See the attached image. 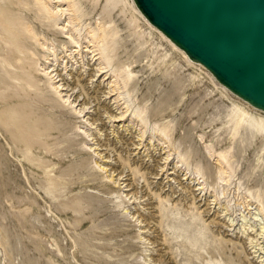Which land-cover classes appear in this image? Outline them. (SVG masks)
<instances>
[{"label": "rangeland", "instance_id": "1", "mask_svg": "<svg viewBox=\"0 0 264 264\" xmlns=\"http://www.w3.org/2000/svg\"><path fill=\"white\" fill-rule=\"evenodd\" d=\"M81 2L71 30L79 52L31 4L0 2V264H264V137L243 126L231 134L228 123L231 96L242 99L189 64L128 0ZM70 13L58 19L65 30ZM26 21L53 49L35 43L22 68L14 49L30 46L9 25ZM108 21L119 30L115 61L132 72L120 121L109 113L122 89L104 92L114 77L94 70L88 40ZM51 63L66 84L48 83ZM218 151L233 167L227 181L214 173Z\"/></svg>", "mask_w": 264, "mask_h": 264}, {"label": "water", "instance_id": "2", "mask_svg": "<svg viewBox=\"0 0 264 264\" xmlns=\"http://www.w3.org/2000/svg\"><path fill=\"white\" fill-rule=\"evenodd\" d=\"M191 61L264 111V0H133Z\"/></svg>", "mask_w": 264, "mask_h": 264}, {"label": "bare ground", "instance_id": "3", "mask_svg": "<svg viewBox=\"0 0 264 264\" xmlns=\"http://www.w3.org/2000/svg\"><path fill=\"white\" fill-rule=\"evenodd\" d=\"M0 2L2 3V2H4V0H0ZM15 2L17 3V6H19V7H23L24 6V8L25 7L28 8L29 4H31V6L33 7V9H35V11L39 15H41V18L44 21H46L47 24L51 28L57 29V27H58L59 32H67L68 35H69V39L74 42L73 44H74L75 47H73V48H75V50L77 52H79L80 49L77 48L76 46L77 45L80 46V44H78L77 42H75V41H77V39L71 33V30L73 28H75L74 25L77 23V21H79L84 16V12H83L82 7H81L82 6L81 5L82 4L81 0H67V6L66 7H61V5L59 3H56V4L52 3V4L49 5L46 0H28V3H25L24 0H15ZM128 3H129V6L131 8V11L135 12L136 14L138 13L148 23V25L151 26L154 30H156L164 39H166L171 44V46L173 48H175L179 52H181V54H183V57L185 58V60L189 64L194 65V63L188 58V56L185 54V52H183L180 48H178L160 30H158L155 26H153L151 23H149L147 21V19L137 9V7L135 6L133 0H128ZM64 10H70V12H71L69 14V16L66 18V21L71 24V27L70 28L68 27L67 30H65V27L67 26V24L58 25V19H59V17L61 15H63ZM110 22H112V21H110ZM97 26L98 27L96 29H94V30H87L88 33H89L88 40H89V42L92 43V45H95V48L94 49H97V53L99 55V56L96 57V58H98L99 61H97L95 63L94 70L95 71L99 70V72H106V73L109 72L110 75L112 74V76L114 78L112 80H110V81H113L114 84L116 85V87L113 84H110V85H108V91H104L101 88V85H100L102 83V81H103L102 79L100 80V82L97 83L98 84L97 86L99 88H101L102 91L107 92V93L110 90L122 89L121 91H118L117 92V95L114 96L113 97V100H112V104L115 103L114 106H116L115 109H117L116 110V113H112V112L108 111V112H110L109 113V116L115 118V119H113V121L114 120L120 121L125 114H124V111L123 110H118L119 108L121 109V107H120V104L121 103L119 102V101H121V99L119 98V96L121 94L127 93V91L126 90H123V89H125V87H126V85L128 83V80L130 79V77L132 75V72L129 69H127V67L125 65H123V64L118 63V62L115 61V59H117L116 58L117 55H116V52H115V48L117 46L116 45V43H117L116 42V38L119 37V30H118V28H116V25H114L115 27H112L111 24H109V21H108V23L107 22H104V23H101L100 25H97ZM134 27L136 28V26H134ZM9 28H10L11 31L21 32L22 33L23 40L28 41V43H26V45L29 44V46H30V47H28V46L26 47V46L16 45V47L14 49L15 53L18 55V59L19 58H22L23 59L22 60V66H21L22 68L23 67H26V66H31L32 65L33 60H32V57H30V56H35L34 55V50H35L34 49V44L35 43L40 48L53 49V45H51V43L50 44H45V40L44 39L43 40H40V35H41L40 33H41V31H39L37 28L33 27V23L32 22L26 21L24 23L21 22V24H20V22H16L14 24L9 25ZM0 29H3V27L1 26ZM5 33H8V31L5 30ZM139 33H140V31H139ZM139 33L137 35H139ZM140 34H142V32ZM5 43L8 44V41L5 40ZM73 51H69L67 54H69V55H71L73 57V56H75V54H73ZM40 53H41V51H40ZM74 59H76V57ZM90 60H93V59L90 58L89 60L86 61L87 66H88V70L91 69L90 68L91 65H89L90 64V62H89ZM94 62H95V59H94V61L92 63H94ZM86 63H83V64L86 65ZM114 63H115V65H113ZM87 66H86V68H87ZM47 67H48V65L45 66L44 68H47ZM70 67H71V65H70ZM196 67H197V65H196ZM62 68L65 69L66 66L64 65V67H62ZM62 68H60V69H62ZM42 70L48 76L47 77L48 83H49V78H53V77L54 78L55 77H58L57 80H60L61 79L62 82H64L63 81L64 78H62L60 76V75H62V73L58 72L57 66L54 63H51V66L48 68V71L45 70V69H42ZM67 70H70L71 71L70 68H68ZM51 72H52V74H50ZM25 73H26L27 76H30V80H31V73H30V71H25ZM122 73L124 74V77L122 76ZM69 74H70V72H69ZM80 74H82V73L81 72L78 73V76ZM88 74H90V73H88ZM208 75L213 80V82L217 86H219V88H222V91H224V93L226 92L228 94V90L226 89V87L224 85H222L221 83H219L214 78V76H212L210 74V72H208ZM78 79L80 80L81 77L80 78L79 77L78 78L77 77L75 78L76 81H78ZM64 83L66 84V82H64ZM59 84H60V82H59ZM63 88H66V87H63ZM55 94H56V97H57V100L58 101L59 100H63L62 97H61V95L58 93V91L55 90ZM231 97L233 98V100L231 99L232 100L231 101L232 102V107H231V111H230V114H229V120H228V123L231 124L230 133L231 134H236L237 132H239L238 129L243 126L244 128L246 127L247 129H250V130L254 131V133L255 132L256 133H260L264 137V111L263 110H260V109H258L256 107H254L252 105H250L248 102H246L244 100H239V99H237V98H235L233 96H231ZM85 101H83L81 103V105H79V108L78 109L80 111L83 110V108H86L87 107ZM122 103H124V101ZM125 104H127V103H125ZM126 106L124 105V107H126ZM133 110H134L133 111V115L136 116V117H139L140 120H141V121L138 120V122H142L143 119H144V117L143 118L141 117V112L142 111L141 110H137V109H133ZM129 121H130V123L137 124V122H135L133 120H129ZM142 127L143 126H139V128H138L139 131L141 132V134H139L140 136H143V134L145 132L144 130H142ZM168 131H169L168 125H163V127L160 130V135L161 136L159 137V139H162V137H164V136H168ZM168 154L169 153L167 152L166 156H164V157L167 158ZM180 156L181 157H180L179 160L180 161H184L185 160L184 155H180ZM226 156L227 155L224 154L223 152H219L218 151V157L216 158V161H218V162L217 163H214V168H215V172L214 173H215V176L218 179L219 178L220 179H224L225 181H227L229 179V176H231L232 175V172H233V169H232L233 167L231 166V162H230V160L227 159ZM221 163H224V165H222ZM104 167H105V165L102 166L101 169H104ZM196 171H197V169H196ZM201 182H202V184H200V185H202V187L201 186L200 187L202 189L203 188H207L206 183H204V181H201ZM261 209H263V208H261ZM258 233L260 234L262 232L260 231ZM254 239H255V237H254Z\"/></svg>", "mask_w": 264, "mask_h": 264}]
</instances>
